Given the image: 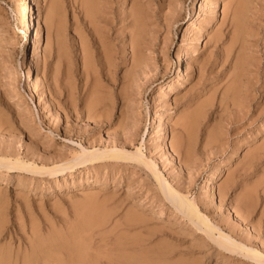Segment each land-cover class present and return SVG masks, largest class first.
I'll return each instance as SVG.
<instances>
[{"label":"bare ground","instance_id":"obj_1","mask_svg":"<svg viewBox=\"0 0 264 264\" xmlns=\"http://www.w3.org/2000/svg\"><path fill=\"white\" fill-rule=\"evenodd\" d=\"M16 2L21 9H24V12L28 16L27 22L25 23L20 36V41L18 42V47H20V49H23L26 44H29L30 38L32 37V51L34 54H37V49L41 47L39 44L40 39L42 38L43 40L44 38L45 45L43 49L45 50L48 48L49 52L52 50V52L55 53L56 59H59L62 55H67V57L64 58L67 64L71 65L72 58L69 56V53L71 52L70 46L73 44V41H76L77 50L80 53L79 69L81 68V72L90 77L92 79L91 81L94 83L100 81L102 79L101 77H105L104 79L107 82H115L117 80L115 72L118 68L123 66V73L118 78V83L120 85L118 90L119 96L117 97V95H114L112 97L111 95H104L103 92H100L98 101L101 104L98 110L92 113V110H90L91 104L89 105L88 103L89 106L87 105L86 112L87 116H85L90 117L93 115L95 117L97 115V118H107L110 115L107 107H109L110 103L113 104L114 99H116L121 103L116 123H121V125H123V127L125 126L124 128L126 129H130L137 122L136 117L140 113V106H142L141 102L138 101V98H135V95L140 94L144 87L152 81V77L155 76L154 71L158 68L160 54L165 53L172 41L171 39L169 40L168 47L166 48L160 46L159 42L161 40L164 44L167 42V39L172 35L173 30L177 29L179 21L183 19L184 10L187 6L186 0H68V10L71 12L72 18V20L70 19L71 21L69 20V28L72 30L71 43L69 41L70 37L67 30L65 32L66 25L64 26L65 21L63 22L65 19L62 20L64 9H62L61 0L46 1L48 5L44 15L40 13L38 8L39 5L37 6L36 4L37 7H34L32 4L30 5L29 0H16ZM190 2L191 5H193V0ZM217 4L221 5V17L219 20H216L215 16V7ZM260 5L261 0H200L197 13L198 15L193 20H190V22H188L184 27L183 36L178 45L177 53L174 56L175 58L174 60L172 59L173 61H170V65H173V68H176L177 70L175 76L176 78L174 79L173 76H170L167 81L158 85L156 88V105H161V102L166 103L167 94L181 85L182 80L178 78L179 76H183L184 78L195 69L199 78V83L197 87L192 90V92L188 91V93H183V95L180 96L185 99L184 108L177 112L175 117L170 119V121L166 120L165 122L163 120L161 122V115L160 112L156 113L157 110H155L156 115L153 119H155L154 122H157L156 126L158 125L161 127V125L168 123L167 125L170 134L168 146L179 158L180 164L182 166L185 165V168L186 166L188 167L189 164L192 165V161L194 159V157L192 159L193 153L190 150V148H192L191 145L193 144V138L196 136V134L194 135V131L197 132L199 124L203 121L205 122L209 115L212 114L211 117L213 116L214 111H209L213 103L215 104V102H218V106L222 108V110L227 111L226 108L230 100L228 102H225V100L227 97L230 99V92H234L236 90L234 92L235 94L237 89L242 87V85L241 87L238 86L241 82V72L245 70L247 64L249 67L258 65V63L256 64V61L252 58L247 60L249 57H247L246 51L249 49H245L246 47H251L257 40L254 37H257L258 25L260 26V24L256 22L257 17L255 14L259 12ZM209 27L210 30H208ZM202 29L206 30L204 35L206 39L204 43L212 42L213 46H216L217 51L216 54L213 55V59H211L208 54H200L199 56H196V47L194 45L188 47L186 46L187 44H192L193 41H196L203 34ZM50 35H52L51 39L53 40V44H49L51 43L49 42L50 38H48ZM6 46L5 41L0 38V47L3 48L2 51L6 48ZM251 54L252 53H250V55ZM187 58L188 62L184 65V69L182 68L185 70V72L183 71V74L181 61ZM214 65L217 66L216 69ZM68 70L69 73L72 72L71 68H68ZM228 71L229 73H232L231 76L228 74ZM247 74H249L248 71ZM244 76L245 75H243V77ZM246 76L250 78V75ZM254 77H256L255 74ZM254 77L252 79H254ZM217 78H219L222 82L219 81L212 85L213 80H217ZM35 79L36 80L34 81H31L29 78L26 79V94L32 97L36 92L35 86L37 85L36 82H38L37 76ZM174 80L177 81L176 84L174 83ZM253 81L252 84L254 83ZM14 87L13 89H15ZM218 87L219 90L217 95ZM245 94H247V92ZM233 95L232 97L235 99L238 97L237 93L236 96ZM37 96L39 97V93H37ZM173 98L175 99L176 97ZM242 98H240V100ZM214 99H216L215 102H213ZM19 100L20 98H18L16 104L21 106L22 100ZM1 101L0 133H5L7 131L6 125L8 123L3 117L4 112H1L3 111ZM234 101L235 100H233V103L232 99L230 101L231 109L234 108V105V109H236L237 106L242 107V105H237L240 102H243L242 104H244V100H241L238 103ZM259 103L261 106V101L257 104L259 105ZM263 103L264 101L262 102V106L264 105ZM97 105L98 104H96V107H98ZM240 107L239 109H242ZM237 114H239V112ZM221 115H218V119H220ZM224 115L222 117H224ZM229 115H227L228 117L223 118L226 120L225 124H229L228 121L231 122L232 120L233 114L231 117ZM166 116L168 118L169 113H167ZM213 118L214 121H209L210 124L212 123V125H214L215 121L218 124V119L215 117ZM5 122L7 123L6 125L4 124ZM3 124L6 128L2 127L4 126ZM207 124L205 128H203V134H205V137H203V151L201 152H205L213 148L217 132L221 128V125H223L215 124L214 126L216 127H212L208 124L210 125V127H208ZM160 129H163V131L156 134L151 142L153 143L154 153L158 154V157L162 158L161 163L165 166L164 159L166 156L163 155L164 152L161 150L160 139L164 138L166 129L164 127L159 128V130ZM257 132H254V138H256ZM143 135L144 134H142L140 144L135 146L134 149L126 148L125 143L122 141V143L118 142L114 139L104 140L102 145L100 144L97 146L96 142H76L78 148H72L70 152L71 155L66 157L65 154L60 151L59 153H56L58 154V158L56 160L48 162H44V158L37 152L35 147L34 149L32 147H26L24 154L21 155L18 150L12 148L13 146L10 147V144H5L3 141H0V168H5L6 172L19 173L24 180L29 178V180L32 181L36 179L34 177H36L37 174L40 177L44 175L54 177V184L56 187H60L63 183L59 181L60 179H56L59 178L58 176H64L68 173L73 179L75 171L80 168L83 170L85 175V181H78L79 184L82 185L87 181L92 171H94V173L97 172L98 174V167L100 165L105 167L113 166L116 171L115 174L119 172L118 168L116 169L117 166L121 167L128 165L139 167V169L144 170L148 180L155 184L156 194L153 196L154 198H157L158 205L162 207L160 209V213L163 214V208L168 206L172 213L178 214L177 216H181L185 221H187L189 225L188 231L195 236L199 245L206 246V250L204 251L206 254L202 253L203 255L208 256L214 254L217 259L230 258V261L237 264H264V167L258 169V173H255L256 170H254L262 163L264 158V137L261 139L258 137V143L255 142V145L253 144L254 146H248V148L246 147L245 152L241 154L242 157L240 156L241 158L239 160L237 159L238 161L235 162V165H237L235 170H232L231 172L229 169L230 172L226 173V178H224L225 180L216 185L217 193L215 192V197H217V200H214V193L211 191L210 184L207 182L216 178L217 175H214L215 169L210 172L209 175L206 176L204 182L203 198L201 200L190 196L185 190L186 188L183 189L180 185L178 182L179 180L173 182L172 180L174 177H171L172 180L170 177L168 178L160 169L158 162H156L151 155L149 156V154L143 152ZM98 141H101V139ZM1 142H3V144H1ZM235 146L234 148H236ZM167 151L169 150H166V153H168ZM233 152H235V149L232 150L227 158L231 157ZM41 158L43 161L39 164L37 159ZM251 173L256 175L254 176V180H250V182L240 185L239 188L238 182H242L243 180L248 181L250 178L247 176ZM8 174L9 173L6 174L5 182L7 181ZM73 181L75 180H71V183H73ZM65 184L66 183H64V185ZM233 187L236 189L238 188L239 190L237 189L238 191H235L232 197H230L231 193H229V190L231 188L233 189ZM89 192H86L88 195H85L90 196ZM94 193L96 192H93V195ZM93 195L92 198L94 197ZM0 199L2 200V198ZM86 202L89 201L86 200ZM121 204L122 203L119 200L118 203H115L117 210L121 207ZM92 205H94V203ZM136 205H139V203L133 204L132 202V204L128 205L124 211L122 210L123 212L120 211V213H118V217H115V221L113 220L114 228H118L117 232L114 233L115 237L113 236V243H111L113 253L110 252V254H112L110 256L106 255L105 259L103 258L104 260L100 259L101 256L97 254V247L96 251H88L89 249H86V246H84V241L81 242L79 239L76 241V238L80 237L78 233L80 231L76 228V230L66 229V232H61V230L59 231L51 228V231L47 230L46 233L41 234L38 232L35 222L33 223L34 220H31L30 223L32 224H30V232L26 237L27 246H22L23 249L19 248V244L17 247L15 246V249L6 246L5 244L7 243L4 244L5 246H0V264L188 263L186 259L188 256L183 258V260L175 257L178 254L174 253L175 247L179 243L176 241V234H173V232L171 233V230L166 231L163 227H149L147 222L151 220V217H148V215L143 212H137V208H134ZM221 207L224 208L221 209ZM88 214L89 213H87V215ZM217 214H219L221 218L217 219ZM99 216L98 218H100ZM2 217V213L0 212V222L3 220ZM88 218H90L89 215L87 216V219ZM105 218H107V216ZM45 220L47 219L45 218ZM95 221L96 220L92 221L91 219H81V225L86 228V230L91 227L93 230V227L99 225L98 222L101 220L98 222ZM46 222H48V220ZM102 222L103 221L100 223L102 224ZM33 224L36 226H33ZM70 226L74 227L75 225H69L67 228H71ZM0 228L2 229V227ZM79 229H81L80 226ZM157 233H162L160 234L161 237L166 240H164L165 243L161 241L164 244L159 243L160 241H152V243H148L146 241L149 237L152 238V236ZM80 234H82V232ZM195 239L194 242L196 241ZM102 240L104 241L103 238ZM171 240L176 242L173 243ZM97 243L99 244L100 242L97 241ZM102 243L103 242H101V244ZM103 244H105V242ZM199 257L202 258L201 256ZM199 257L197 256L195 258L196 261L194 259L191 262L198 263ZM189 258L191 260V257ZM226 261L228 262V260Z\"/></svg>","mask_w":264,"mask_h":264},{"label":"rangeland","instance_id":"obj_2","mask_svg":"<svg viewBox=\"0 0 264 264\" xmlns=\"http://www.w3.org/2000/svg\"><path fill=\"white\" fill-rule=\"evenodd\" d=\"M46 1L48 0H29V3L34 7H37L39 5L38 8L40 10V13L44 15L48 5ZM67 1L68 0H61L62 9L65 10H63L62 20L65 19L63 20V22L65 21L64 26L66 25L65 32L67 30V33L70 37L69 41L71 42L72 30L69 28V20H72V18L71 12L68 10L69 2ZM190 1L191 0H186L187 11L186 9L184 10L183 19L179 21L177 29L173 30L172 35L167 39V42L165 44L164 42H162V40L159 42L160 46L166 48L168 47L169 40L171 39L172 41L169 48L166 49L165 53L160 54V60H158V68L156 69V71H154L155 76L152 77V81L144 87L140 94L135 95V98H138V101L141 102L142 106H140V113L136 117L137 122L130 129H126L124 128L125 126L123 127V125H121V123H116V121L118 120L117 115H119L121 105L120 101L116 99H114L113 104H107L109 105V107H107V110L110 112V115L107 118H97V115L95 117L93 115H91L90 117H86L88 103L89 105H92H90V110H92V113L98 110L101 104L98 101L100 92H103L104 95H111L112 97L114 95H117V97L119 96L118 90L120 88V85L118 83V78L123 73V66L116 70L115 77H117V80L115 82H107L104 79L105 77H101V80L98 79L100 81L94 83L93 81H91L92 79L90 77L81 72V68L79 69L80 53L77 50L78 48L77 43H75L76 41H73L72 45L74 46H70L71 52L69 53V56H71L72 58L71 65H68L64 58L67 57V55H62L63 57L61 56L59 59H56L55 53L52 52V50L51 52H49L48 48L44 50V38L43 40L42 38L40 39L39 44L42 48L39 47L37 49V54H34L32 51V37L30 38L29 44H26L23 49H20V47H18V42L20 41V36L25 23L27 22L28 16L24 12V9H21L19 7L16 0H0V38L5 41V44L7 45L3 51V48L0 47V101L2 100L1 107L3 111L1 112H4L3 117L5 118V120H7L6 122L8 123H4L5 125L7 124V131L5 133H0V141H3L5 144H10V147L13 146L12 148L18 150L21 155L24 154V150H26V147H32L33 149L35 147L37 149V152L44 158V162H48L56 160L58 158V154L56 153H59L60 151L63 152L66 157L71 155V149L78 148L76 142H96L97 146L100 144L102 145V142L104 140L106 141L109 139H114L118 142L122 141L123 143H125L126 148L134 149L135 146H138L140 144L142 134H144V143L142 144V146H144L142 148L143 152L149 154V156L151 155V157L155 159L156 162H158L160 169L168 178L170 177L171 179V177H174L173 180L171 179L173 182L179 180L178 182L183 187V189L186 188L185 190L192 197L202 200L206 176L215 169L214 175H217L216 178H213L207 182L208 184H210L211 191H213L214 193V200H217V197H215L217 193L216 185L225 180L224 178H226V173L230 172L229 169L231 170V172L232 170H235L237 166L235 165V162H237L242 157L241 154L245 152L246 147L248 148V146H254L255 142L258 143V137H260V139L264 137V109H262L264 108V105L262 106V102L264 101V0H261L259 12L255 14L257 17L256 22L260 24V26L258 25V34L256 35L257 37L253 36L257 40L252 45L253 47H246L245 49H249L248 51H246L247 57H249L247 58V60H250L252 58L254 61H256V64L258 63V65L249 67V65L247 64L245 70L241 72L240 78L242 83L240 82L238 86L241 87L242 85V87L237 89L236 92L237 96L239 97H236V99L239 100H236L234 97H232L236 90L234 92H230V99L229 97H227L228 100H225V102H228L232 99V103L233 100H235L236 103L244 100V104H242L243 102H240L237 105H242V107L236 105L237 107L236 109H234V105V108L231 109V104L229 101L227 105L228 109L226 108L227 111H224L218 106V102H215L216 99L213 100L215 104L213 103L211 109L209 110L212 112L214 111L213 116L211 117L212 114L209 115V119L207 118L205 122L203 121L201 124H199L197 132L194 131V135L196 134V139L195 137L193 138V144L191 145L193 149L190 148L193 153L192 159L193 157L194 159L192 161V165L189 164L190 166H186V168L188 169L187 170L185 168V165L182 166L180 164L179 158L173 151H171L170 147L168 146L170 139L169 128L167 125L168 123L161 125L162 128L164 127L166 129V132L164 134V138L160 139L161 150L164 152L163 155L166 156V158L164 159L165 166H163L161 163L162 158L158 157V154L154 153L153 143L151 142V140L156 136V134L160 133V131H163V129L159 130V128L161 127L158 125L156 126L157 122H154L155 119H153V117L156 115V113L160 112L161 122L163 120L165 122L166 120L170 121V119L175 117L177 112L184 108L185 99L184 97L180 96H182L183 93H188V91L192 92V90H194L199 83V78L196 74L197 72L195 71V69L184 78L183 76H179L178 78L182 80L181 85L171 90L167 94L166 103L161 102V105H156L157 101L155 100L157 99L155 98L156 88L158 87V85L167 81L168 77L170 76H173L174 79L176 78L175 76L177 70L176 68H173V65H170V61H173L175 58L174 56L177 53L178 45L183 36L184 27L188 22H190V20H193L198 15L197 13L200 0H193V5H191ZM215 10L216 20H219L221 17V5L217 4ZM208 30H210V27L208 28ZM202 31L203 34L196 41H193L192 44H187L186 46L188 47L194 45L196 47V56H199L200 54H208V56L213 59V55H215L217 51L216 46H213L212 42L204 43L206 39L204 37L206 30L202 29ZM51 37L52 35H50V37L48 36V38H50L49 42H51L49 44H53V40L51 39ZM250 53L252 54L250 55ZM181 62V69H184V65L187 64L188 58L183 59ZM216 67L217 66H215V69ZM68 68H71L72 72L69 73ZM183 69L182 73L184 74L185 70ZM225 69L227 70L226 67ZM229 71L228 74L231 76L232 73H229ZM247 71L249 74H247ZM242 74L245 76L243 77ZM254 74L256 75V77H254ZM246 75H250V78ZM36 76L38 78V82H36V92L32 97L26 94V79L29 78L31 79V81H34L36 80ZM253 77L254 79H252ZM219 78H217L218 81L216 79L213 80L212 85L216 84L219 81L222 82ZM174 81V83L176 84L177 81ZM252 81L254 82V85L252 84ZM243 83L246 85H244ZM13 87L15 89H13ZM218 90L219 87L217 89V95ZM245 91L248 95L245 94ZM37 93H39V97L37 96ZM236 93L233 96H236ZM173 97L176 98L174 99ZM18 98L22 100V104L19 103L21 104V106H18L16 104ZM240 98L242 99L240 100ZM257 101H261L262 108L260 106V103L259 105L257 104ZM96 104H98V107H96ZM239 107L242 109H239ZM155 110H157L156 113ZM227 112L229 114L232 113L233 116L232 114L229 115ZM234 112H239V114ZM167 113H169L168 118L166 116ZM218 115H221L220 119H218ZM223 115L224 117H228L227 115H229L230 117L232 116L231 122L228 121L229 124H225L226 120L223 119ZM213 117L218 119L217 121H219V125H223H221V128L217 132L213 148L211 150L209 149L205 152H201L203 151V137H205V134H203V128H205L207 123L210 124V122L214 119ZM215 124L218 125L216 121L214 122V125ZM5 125L2 127L6 128ZM210 125L212 127H216L212 125V123ZM210 125H208V127H210ZM255 131H258L256 134V138H254ZM99 139H101V141H98ZM3 142H1V144H3ZM233 145H236V148H234ZM233 149H235V152H233L231 157L227 158V156L232 152ZM166 150H169L167 151L168 153H166ZM42 161V158L37 159V162L39 164H41ZM262 167H264V158L262 163L256 167L257 169H254L256 170L255 173H258V169ZM117 168L119 172L115 174L116 171L113 166L105 167L103 165H100L98 167V174L97 172L94 173V171H92L87 181L82 185L79 184L78 181H85V175L81 168V170L77 169L74 173L73 179L69 176L68 173H66L64 176L61 175L58 176L59 178H56L60 179L59 181L63 183L60 187H56V185L54 184V177H48L45 175L40 177L37 174V176L35 175L36 177H34L36 179L32 181H30L29 178L24 180L21 174L8 171L6 172L5 168H0V193L2 194H0V198H2V200L0 199V212L3 216V220L1 221L2 223L0 222V227H2V229L0 228V246H3L5 243H7L5 244L6 246L12 249H15L18 244L20 249H23L22 246H27L26 237L29 235L31 226L30 224H32L30 223V221L34 220L33 223L35 222L37 226L35 224H33V226H36L38 232L41 234L46 233L47 230L51 231L52 229L59 231L61 230V232L77 229L78 231H80L78 232L80 237H77L76 241L78 239L81 240V242L84 241V246H86V249H89L88 251H96L98 248L97 254L101 256L100 259L104 260L106 255L110 256L112 255L110 254V252L113 253V247L111 246V243H113V236L115 237L114 233H116L118 230V228H114L113 225V222L116 219L115 217H118V213H120V211L122 210L124 211V209L133 202V204L139 203V205H136L137 207H134L137 208V212H143L144 214L148 215V217H151V220L147 222V225H149V227H163V229H165L166 231L171 230V233L173 232V234H176V241L177 243H179H176L178 246L175 244L176 247L174 253H178L175 257L179 258L180 260H183V258H186L188 256V258L186 259L187 262L190 263L197 256H201L202 258H198V263L191 262L190 264H228L229 262V264H237L230 261V258L217 259L214 254L208 256L203 255L206 254L204 252L206 250V246L199 245V243L195 239V236L188 231L189 225L187 221H185L181 216H177L178 214L172 213L171 209L168 206L163 208V214L160 213V209L162 207L158 205L157 198H154L156 194L155 184L148 180L144 173V170L139 169V167L128 165L121 167L117 166L116 169ZM7 173L9 174L7 177V181L5 182ZM254 176L256 175L251 173L249 176H247L248 178H250L248 179V181L243 180L242 182H238V187L240 188V185L246 184L250 182V180H254ZM71 180L75 181L71 183ZM64 183L66 184L64 185ZM237 189L233 187V189L231 188L229 190V193H231L230 197H232L235 191L239 190ZM85 191L87 193L90 191V196H87L88 194ZM93 192L96 193H94L93 195ZM91 193L94 196L93 198ZM86 200H88L89 202H86ZM118 200L122 204L121 207L117 210L115 203H118ZM93 203L94 205H92ZM222 208L224 207H221V209ZM86 212L89 213L88 215L90 218L88 219H91L92 221L96 220L95 222L101 220L103 221L102 224L100 223L101 221H99V225L93 227V230L92 227L86 230V228L81 225V219L88 220V215ZM98 216L100 218H98ZM106 216L107 218H105ZM45 218L48 220V222H46L47 220H45ZM216 218L219 219L221 217L219 216V214H217ZM64 224H66L67 226ZM69 225L75 226H70L71 228H67ZM79 226L81 229H79ZM81 232L82 234H80ZM160 234L162 233H157L153 235L152 238L149 237L146 241L148 243H152V241H160L159 243L164 244L166 240L165 238H162ZM102 238L104 239V241L102 240ZM95 239L100 243L98 244ZM194 239L196 240L195 242ZM161 241H163L164 243ZM176 241L172 242L174 243ZM101 242H105V244H101ZM189 257H191V260ZM226 260H228V262ZM175 264H178V262Z\"/></svg>","mask_w":264,"mask_h":264}]
</instances>
